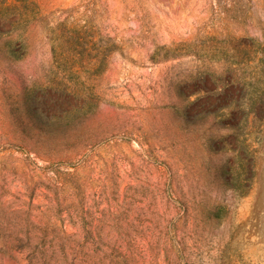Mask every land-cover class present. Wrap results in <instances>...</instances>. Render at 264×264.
I'll return each mask as SVG.
<instances>
[{"label": "rangeland", "instance_id": "374dc122", "mask_svg": "<svg viewBox=\"0 0 264 264\" xmlns=\"http://www.w3.org/2000/svg\"><path fill=\"white\" fill-rule=\"evenodd\" d=\"M0 264H264V0H0Z\"/></svg>", "mask_w": 264, "mask_h": 264}]
</instances>
